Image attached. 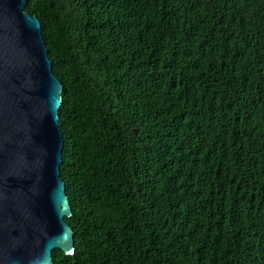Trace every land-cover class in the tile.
<instances>
[{"label":"trees","instance_id":"trees-1","mask_svg":"<svg viewBox=\"0 0 264 264\" xmlns=\"http://www.w3.org/2000/svg\"><path fill=\"white\" fill-rule=\"evenodd\" d=\"M23 9L62 87L52 264H264V0Z\"/></svg>","mask_w":264,"mask_h":264},{"label":"water","instance_id":"water-1","mask_svg":"<svg viewBox=\"0 0 264 264\" xmlns=\"http://www.w3.org/2000/svg\"><path fill=\"white\" fill-rule=\"evenodd\" d=\"M26 0H0V264H52L74 254L58 167L62 87Z\"/></svg>","mask_w":264,"mask_h":264}]
</instances>
